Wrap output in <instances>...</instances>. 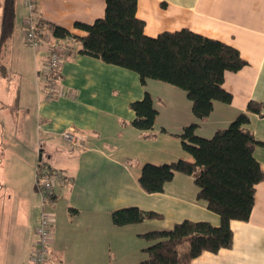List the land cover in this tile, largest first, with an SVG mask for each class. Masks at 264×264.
Masks as SVG:
<instances>
[{
    "label": "crops",
    "instance_id": "0c3cea01",
    "mask_svg": "<svg viewBox=\"0 0 264 264\" xmlns=\"http://www.w3.org/2000/svg\"><path fill=\"white\" fill-rule=\"evenodd\" d=\"M105 9V0L38 3L43 20L78 36L87 32L76 23H92L105 15ZM27 14L25 0L21 4L16 0L14 30L0 54V264H32L42 211L36 186L39 161L65 175L54 188L52 264H141L147 257L143 249L151 244L141 233L171 229L185 219L219 225L220 215L198 198L193 176L176 172L172 180L164 181L152 162L158 166L180 158L192 160L177 136L184 126L198 122V133L211 137L247 111L250 101L264 102V0H137V16L145 21L147 35L188 28L236 47L247 60L242 69L225 73L221 88L205 87L213 95L214 107L204 120L193 113L184 89L160 81L152 84L154 80L143 85L137 72L79 53L67 57L57 75L69 94L65 97L48 96L44 49L31 48L34 69L29 80H14L11 62L22 58L23 47H28ZM74 42L79 50L82 45ZM162 89L160 100L165 99L163 106L174 120L157 126L161 111L154 92ZM147 91L159 112L154 129L143 131L132 125L135 112L130 103ZM249 116L246 128L262 142L254 154L264 169V112ZM68 129L85 140H66L63 133ZM158 141L163 142L160 151ZM128 206L155 211L162 218L115 225L112 211ZM231 228L230 248L205 251L192 264H264V179L256 186L250 219L231 220Z\"/></svg>",
    "mask_w": 264,
    "mask_h": 264
},
{
    "label": "trees",
    "instance_id": "16d2710c",
    "mask_svg": "<svg viewBox=\"0 0 264 264\" xmlns=\"http://www.w3.org/2000/svg\"><path fill=\"white\" fill-rule=\"evenodd\" d=\"M105 15L92 23L77 22L87 32L73 34L67 28L39 18L54 37H70L82 47L79 54L102 59L139 74L143 85L160 81L184 89L199 120L213 111V95L205 87L221 88L227 71L247 65L239 50L221 40L188 28L164 31L153 37L145 33V21L137 16V0H105ZM16 17V0H4L0 25V54L12 35ZM195 81L200 86L193 85ZM135 112L132 125L143 131L153 130L158 115L150 92L130 103ZM263 114L264 102L250 101L240 113L211 137L198 133L200 124L191 123L177 134L192 160L180 158L160 165L164 181L176 172L195 178L198 198L221 217L219 225L205 220L185 219L171 229H154L140 236L151 242L143 251L141 264H192L205 251L217 253L233 245L231 220L248 221L255 204L256 186L264 179V169L255 157V147L262 143L246 128L249 113ZM165 131V128H163ZM43 165L41 161L38 163ZM162 218L155 211L128 206L112 211V221L123 226L146 219Z\"/></svg>",
    "mask_w": 264,
    "mask_h": 264
},
{
    "label": "built area",
    "instance_id": "2783aa9c",
    "mask_svg": "<svg viewBox=\"0 0 264 264\" xmlns=\"http://www.w3.org/2000/svg\"><path fill=\"white\" fill-rule=\"evenodd\" d=\"M39 0H25L28 14L25 19V41L35 51L44 49L47 53V62L44 75L47 80V92L49 98L65 97L68 94L63 84L58 80L57 75L63 61L78 53V47L70 37H54L47 35L45 28L39 24L41 15L38 12ZM41 127V125H39ZM66 140L76 142L84 141L85 138L68 129L63 133ZM65 180L61 171L51 170L44 165L36 168V186L41 197V217L36 227L37 240L31 252L32 264H52L50 251L54 237L55 213L53 208L55 200V182Z\"/></svg>",
    "mask_w": 264,
    "mask_h": 264
},
{
    "label": "rangeland",
    "instance_id": "374dc122",
    "mask_svg": "<svg viewBox=\"0 0 264 264\" xmlns=\"http://www.w3.org/2000/svg\"><path fill=\"white\" fill-rule=\"evenodd\" d=\"M17 3L21 4L22 3V0H17ZM27 46L29 48L28 47H23V49H22V51H23L22 58H18V57L17 58H14V61L11 62L12 63V66H13L12 76H14L13 77L14 80L21 79V78H25V79L29 80V76L28 75H30V70L32 72V69H34V55H33V52H32V49L33 48L31 49V47L28 44H27ZM40 55L41 54H38L39 60H40V57H41ZM18 59H20V60H18ZM18 62H19V65H20V68L19 69L16 67V63H18ZM41 80H42V78H41ZM158 82L159 81H153L152 84L153 83H158ZM151 88H152V86H151ZM16 89L17 88L15 87L14 88V92L15 93H16ZM28 89H30V86L28 87ZM154 93H155L154 96L156 97L155 98L156 104L158 106V109H160V111H161V115L158 117V120H157V126L161 125L162 123L163 124L164 123L171 124L172 121L174 120V118L171 115H169V110L167 112V110L163 106V103L165 102V99L162 98L160 100V97H163L164 94H165L164 91H163V89L162 90H158V91H156ZM161 101H163V102H161ZM162 136H166V135H162ZM160 138H164V137H160ZM8 140H9L8 142L10 144H13L15 142V140L12 138V136H8ZM156 140H154V141H156ZM177 142H179V141H176V144H177ZM156 145H157V150L160 151V149L162 148L163 142L158 141L156 143ZM146 155H147V153H146ZM148 155L145 156V157L146 158L150 157L149 159H151L152 156H150V155L148 156ZM45 160H47V159L45 158ZM152 164H153V166H155L157 168L160 167V164L158 166H156L154 164V162H152Z\"/></svg>",
    "mask_w": 264,
    "mask_h": 264
},
{
    "label": "water",
    "instance_id": "95a60500",
    "mask_svg": "<svg viewBox=\"0 0 264 264\" xmlns=\"http://www.w3.org/2000/svg\"><path fill=\"white\" fill-rule=\"evenodd\" d=\"M42 158V154H40V159Z\"/></svg>",
    "mask_w": 264,
    "mask_h": 264
}]
</instances>
